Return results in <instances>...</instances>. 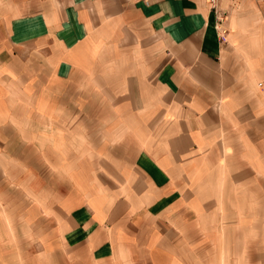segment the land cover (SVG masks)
I'll return each instance as SVG.
<instances>
[{
	"label": "crops",
	"instance_id": "crops-1",
	"mask_svg": "<svg viewBox=\"0 0 264 264\" xmlns=\"http://www.w3.org/2000/svg\"><path fill=\"white\" fill-rule=\"evenodd\" d=\"M9 183L71 263L231 262L236 244L250 263L264 0H0L1 200Z\"/></svg>",
	"mask_w": 264,
	"mask_h": 264
},
{
	"label": "rangeland",
	"instance_id": "rangeland-1",
	"mask_svg": "<svg viewBox=\"0 0 264 264\" xmlns=\"http://www.w3.org/2000/svg\"><path fill=\"white\" fill-rule=\"evenodd\" d=\"M221 29L227 32L224 28ZM90 105L91 110H99L102 107L98 102ZM81 106V103L74 104L76 109H81ZM7 187L8 192H5L8 197L5 200L0 198V264H75L66 259V255L73 252L68 251L59 238L52 236L50 215L38 214L35 207L38 201L21 197L18 183H9ZM232 249L233 261L227 262V257L221 255L224 253L222 248L219 259L214 260L209 254L204 256L203 264H264L263 258H260L264 250L262 247L246 248L252 259L250 263L237 261L243 258L240 245L236 244ZM239 252L241 253L238 256Z\"/></svg>",
	"mask_w": 264,
	"mask_h": 264
},
{
	"label": "bare ground",
	"instance_id": "bare-ground-1",
	"mask_svg": "<svg viewBox=\"0 0 264 264\" xmlns=\"http://www.w3.org/2000/svg\"><path fill=\"white\" fill-rule=\"evenodd\" d=\"M224 34L226 33L225 31H222Z\"/></svg>",
	"mask_w": 264,
	"mask_h": 264
},
{
	"label": "built area",
	"instance_id": "built-area-1",
	"mask_svg": "<svg viewBox=\"0 0 264 264\" xmlns=\"http://www.w3.org/2000/svg\"><path fill=\"white\" fill-rule=\"evenodd\" d=\"M213 3H214V1H213Z\"/></svg>",
	"mask_w": 264,
	"mask_h": 264
}]
</instances>
